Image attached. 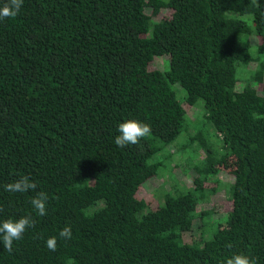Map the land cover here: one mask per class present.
Instances as JSON below:
<instances>
[{
    "label": "trees",
    "instance_id": "1",
    "mask_svg": "<svg viewBox=\"0 0 264 264\" xmlns=\"http://www.w3.org/2000/svg\"><path fill=\"white\" fill-rule=\"evenodd\" d=\"M154 56L166 69L149 66ZM197 100L219 148L198 129L180 144L204 154L191 187L147 207L137 191L162 164L152 158ZM128 119L151 134L120 148ZM219 172L230 179L225 219L194 239ZM22 176L36 189L4 190ZM39 192L44 216L30 204ZM24 216L33 226L11 253L0 242V264H222L235 253L264 264V10L252 0H23L0 20V222ZM65 226L71 239L59 237Z\"/></svg>",
    "mask_w": 264,
    "mask_h": 264
},
{
    "label": "rangeland",
    "instance_id": "2",
    "mask_svg": "<svg viewBox=\"0 0 264 264\" xmlns=\"http://www.w3.org/2000/svg\"><path fill=\"white\" fill-rule=\"evenodd\" d=\"M240 18L246 19L247 16L243 15ZM251 40L253 42L255 41L253 37ZM149 66L161 70L166 69L167 59L163 61L160 56H154L149 62ZM252 66L253 64L251 67ZM237 68L236 71L238 76ZM171 88L176 98L181 100L185 94L184 90L181 89L178 84H172ZM185 123V130L181 131L175 140L165 146L161 152L153 156L152 160H160L162 164L158 168L156 176L144 181L139 188L140 190L137 191V195L143 197L148 202L147 207H152L156 205V203L161 204L162 195L167 192V190L169 194H175L176 192L184 191L191 187L192 175H194V171L191 168L193 165L201 163L204 154L199 148V145L194 141L188 143L183 149H181L180 144L186 141L188 142V138L194 136L198 129H201L203 132H205L204 130L208 131L210 134L208 140L212 141L211 144L213 147L219 148V143L216 142L215 137L212 136L213 131L210 124L206 122L203 117L200 100H197L194 106L186 108ZM165 154H167L168 157L166 156L163 160ZM215 178L219 180L215 187L216 190L213 193L206 191L208 194L207 199L202 201L197 207L198 210H211V213L204 218L203 225L193 232L194 239L207 238L215 223L225 219L229 208L225 197L230 179L222 172L217 173ZM197 179L198 183H200V179ZM207 181H213V179H208Z\"/></svg>",
    "mask_w": 264,
    "mask_h": 264
},
{
    "label": "clouds",
    "instance_id": "3",
    "mask_svg": "<svg viewBox=\"0 0 264 264\" xmlns=\"http://www.w3.org/2000/svg\"><path fill=\"white\" fill-rule=\"evenodd\" d=\"M23 0H5L0 5V20L16 17L22 7ZM255 7L264 10V2L260 0H252ZM118 135L114 138V143L117 147L124 148L128 145H139L140 141L151 134V127L149 124L138 120H124L118 124ZM36 184L30 182V178L22 176L18 180L8 183L4 186V190L11 193H25L29 190H35ZM47 194L44 192L37 193L31 200L30 204L39 216L46 215ZM33 226V221L30 216L20 217L19 219H7L0 222V242L3 247L11 253L13 250V242L22 239V236L28 227ZM59 237L64 240L71 239V227L65 226L60 232ZM46 247L50 251L56 250L57 238L55 236L49 237L45 241ZM231 248L232 245H227ZM222 264H257L254 258L243 253H235Z\"/></svg>",
    "mask_w": 264,
    "mask_h": 264
}]
</instances>
